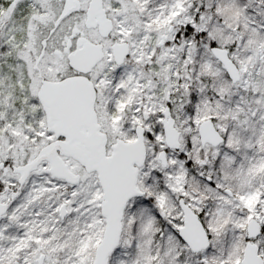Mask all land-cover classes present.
I'll return each mask as SVG.
<instances>
[{"label": "snow or ice", "instance_id": "6c2138e0", "mask_svg": "<svg viewBox=\"0 0 264 264\" xmlns=\"http://www.w3.org/2000/svg\"><path fill=\"white\" fill-rule=\"evenodd\" d=\"M0 264H264V0H0Z\"/></svg>", "mask_w": 264, "mask_h": 264}]
</instances>
